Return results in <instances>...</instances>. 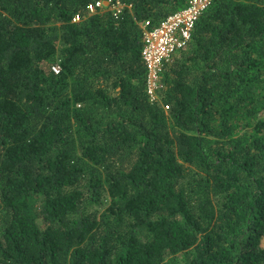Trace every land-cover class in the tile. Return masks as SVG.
<instances>
[{"label":"trees","instance_id":"1","mask_svg":"<svg viewBox=\"0 0 264 264\" xmlns=\"http://www.w3.org/2000/svg\"><path fill=\"white\" fill-rule=\"evenodd\" d=\"M96 1L0 0V264H264V0H213L155 100L142 25L188 0Z\"/></svg>","mask_w":264,"mask_h":264},{"label":"built area","instance_id":"2","mask_svg":"<svg viewBox=\"0 0 264 264\" xmlns=\"http://www.w3.org/2000/svg\"><path fill=\"white\" fill-rule=\"evenodd\" d=\"M213 0H188L186 8L169 15L157 27H150V21L143 23L144 46L142 55L148 68V94L151 99L158 98L157 90L162 87L161 74L172 57L184 50L190 43L192 31L199 17L210 7ZM131 8L121 0H98L88 5L90 13L109 9L116 18H120L125 9ZM77 14L74 21L80 20ZM59 73L60 67H52ZM168 109V106H165Z\"/></svg>","mask_w":264,"mask_h":264}]
</instances>
